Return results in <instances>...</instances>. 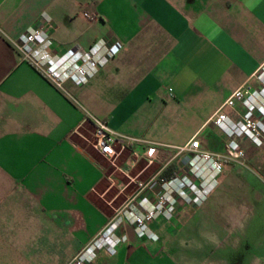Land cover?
<instances>
[{
  "label": "crops",
  "instance_id": "1",
  "mask_svg": "<svg viewBox=\"0 0 264 264\" xmlns=\"http://www.w3.org/2000/svg\"><path fill=\"white\" fill-rule=\"evenodd\" d=\"M28 26L42 27L58 49L97 37L120 46L84 82L56 87L11 45ZM263 60L264 0H0V264H66L111 215L103 196L114 181L80 142V129L91 130L84 118L137 138L123 155L144 142L172 154L201 133L199 146L218 152L226 139L207 119ZM184 113L196 117L190 133L163 141ZM187 212L188 223L191 205L149 221L154 241L124 224L125 240L112 254L99 249L94 263L177 264L165 247L180 244Z\"/></svg>",
  "mask_w": 264,
  "mask_h": 264
},
{
  "label": "built area",
  "instance_id": "2",
  "mask_svg": "<svg viewBox=\"0 0 264 264\" xmlns=\"http://www.w3.org/2000/svg\"><path fill=\"white\" fill-rule=\"evenodd\" d=\"M82 15H86L82 12ZM21 60L26 61L42 77L59 87L66 79L75 84L84 82L98 67L102 66L118 50L116 40L97 37L85 48L58 49L40 26H28L11 41ZM251 82L243 81L234 87L213 110L207 120L225 137L223 149L212 152L199 146L192 134L181 145H173L172 155H178V165L167 164L165 144L144 142L140 152L127 150L138 139L112 130L104 120L88 116L91 148L106 159L126 177L124 184L117 183L118 192L126 185L131 190L96 232L74 252L66 264H95L99 249L107 254L114 246L125 240L118 228L129 225L134 234L154 241L157 236L147 224L155 218L171 220L179 206L199 205L215 186L222 161L245 166L241 140L264 149V60L249 74ZM238 103L242 110L233 108ZM228 107L237 116L232 119L222 111ZM118 160V162H116ZM142 165L132 174L137 163ZM155 169L139 177L148 166ZM170 166L166 175L161 171ZM109 178V174L107 175ZM113 183V182H112Z\"/></svg>",
  "mask_w": 264,
  "mask_h": 264
},
{
  "label": "rangeland",
  "instance_id": "3",
  "mask_svg": "<svg viewBox=\"0 0 264 264\" xmlns=\"http://www.w3.org/2000/svg\"><path fill=\"white\" fill-rule=\"evenodd\" d=\"M187 106L189 104L184 103V108ZM188 115L191 116L190 113H184L183 118L175 120L172 129L174 138L163 137L162 140L184 139L196 120V117ZM80 134L82 145L94 154L89 144L90 131L84 127L80 129ZM203 135L204 133L199 134L198 139ZM167 147L169 146L164 149ZM242 147L245 166L230 165L231 162L223 160L215 177V186L199 205L192 206L196 212L190 221L185 223L183 220L190 217L188 212L179 217V225L183 227L176 234L181 242H177L180 243L177 247H165L168 257L173 253L177 256V264H264V149ZM164 159L167 164L178 165V155L167 153ZM99 161L105 176L109 174L114 181L103 198L115 208L122 202L125 194L129 193L131 185H126L116 194V184H124L126 177L113 170L103 157ZM141 165L142 163H137L130 173ZM154 169L155 166L150 165L138 176L143 177ZM203 202L204 213H201L197 208Z\"/></svg>",
  "mask_w": 264,
  "mask_h": 264
},
{
  "label": "trees",
  "instance_id": "4",
  "mask_svg": "<svg viewBox=\"0 0 264 264\" xmlns=\"http://www.w3.org/2000/svg\"><path fill=\"white\" fill-rule=\"evenodd\" d=\"M169 169H170V166L165 167V168L161 171V174H162V175H166V174L168 173Z\"/></svg>",
  "mask_w": 264,
  "mask_h": 264
}]
</instances>
